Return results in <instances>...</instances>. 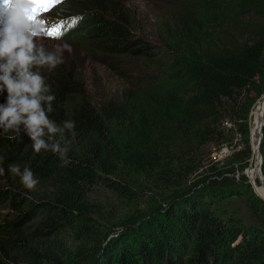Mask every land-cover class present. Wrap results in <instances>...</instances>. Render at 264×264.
<instances>
[{"label":"trees","instance_id":"16d2710c","mask_svg":"<svg viewBox=\"0 0 264 264\" xmlns=\"http://www.w3.org/2000/svg\"><path fill=\"white\" fill-rule=\"evenodd\" d=\"M126 1L67 0L60 8L79 11L70 31L81 39L102 38L100 48L140 61L120 95L100 99L62 64L44 74L56 95L50 119L76 124L74 135L66 133L69 162L35 153L23 132L9 140L15 133L0 130L6 157L0 199L14 210L0 221V264H264V225L222 209L221 187L189 192L180 186L209 162H203L204 146L225 140L222 121L240 134L243 159L251 153L249 111L264 94V0H181L163 21L156 46L134 37ZM261 130L264 176V122ZM14 163L31 167L40 181L34 190L23 189L8 171ZM208 169L220 172L213 164ZM227 185L229 194L238 186ZM101 189L124 200L125 217L98 262L78 240L91 223L111 215ZM138 194L141 206L132 208ZM250 197L264 218V201ZM157 200L169 204L166 211L135 224L145 217L143 204ZM178 248L189 253L183 263Z\"/></svg>","mask_w":264,"mask_h":264},{"label":"rangeland","instance_id":"374dc122","mask_svg":"<svg viewBox=\"0 0 264 264\" xmlns=\"http://www.w3.org/2000/svg\"><path fill=\"white\" fill-rule=\"evenodd\" d=\"M66 1L67 0H62L58 6L51 8L49 11L43 12L40 16H38V20L46 22L44 25L45 28L51 27V25L56 23L65 22L66 20H76L77 22V14H79L78 10L69 14L61 12L60 8ZM180 1L181 0H127L124 2L125 10L130 15V22L132 24L131 29L134 37L142 36L155 46L156 44H159L160 34H162L160 27L166 17L171 16V12L175 7V4L180 3ZM79 6L82 7L83 4H79ZM2 13L3 9H1L0 15H2ZM113 15L115 16L114 13ZM73 32L69 31L63 37L59 38L49 37L42 32L37 38V42L43 44L49 50H54L57 47L64 49L63 63L61 64L66 70H74L82 77V80L86 84V88L92 97L100 99L101 96L106 98L120 95L123 89L127 86L126 82H128V76H133L139 67L140 61L138 60V57L132 54L120 53L118 51H106L98 46V44L103 43L102 38L87 35L84 39H81L78 32L76 35ZM89 32L90 30L86 29L84 34H88ZM65 46H67V48H65ZM40 71L44 75L48 73V68H42ZM263 96L264 94L262 97ZM5 99L6 93L0 94V103H3ZM256 100L252 104L248 116V122L251 127V131L249 133L251 148L250 155L246 159H243L246 156L244 153L239 152L242 149V145L239 141L240 134L235 132L236 127L234 125L231 126V122L229 120L222 121L220 122L219 128L223 129L222 136L225 137V140L219 144L215 142H208L204 146L205 159H203V162L207 163L208 160L209 162L204 167H201L199 171H196L192 173V175L185 178L180 186L185 191L189 190V192L197 191L199 188H202L201 186L213 188L221 187V192L217 193L219 198V202L217 203L221 205V208L223 209L228 207L234 214L244 218V221L248 224L260 226L264 225V218L261 217L260 210H253V200L250 197L251 193H253L264 201V194L260 193V188L262 187L264 179H262L261 176L255 177L252 175V172L257 165V152L252 143V132L256 122L261 120L260 113H262H259L257 110L255 120L253 121V119H251V112ZM263 100L264 97L259 101L258 109ZM227 122L229 124H227ZM223 147L225 148V151L220 153L221 148ZM210 157H212V160ZM244 162H247L248 165L241 168L240 163L243 164ZM210 164H213L214 167L220 170V172H209L208 168ZM137 177L142 180V183L144 182L143 180H145V178L143 179V177H140L139 174ZM197 179H201V181L198 182ZM19 184H22L21 181H19ZM227 184L238 185L235 189L230 190L231 192H234L233 194H229V192L224 189L225 187H228ZM1 185L2 184L0 183V186ZM22 188L25 189L24 186H22ZM139 188H141V186L137 187L135 190L138 193H141V189ZM98 195L103 200L105 206V203H107L112 208L110 212L111 215L101 219L105 223H102L101 221L91 223L88 227L87 234L82 235L83 240H78V242L81 247L80 249L85 248L89 253H91V260L93 256L94 258L96 257L99 262V259H101V250L106 244V241L111 236L114 237L116 235V231H120L124 225L122 222L125 217V202L123 199L118 198L117 195L103 189L99 191ZM187 195L188 193L184 192L183 198H186ZM139 196L140 194H138V197L131 204L132 208L141 206L139 203L142 202L143 199ZM158 203H161L160 207H158ZM147 204L148 205L143 204L142 206L143 209L147 210L145 217H139L135 224L156 217L155 213H163L169 205L163 201L158 202V200ZM156 210L159 211L155 212ZM229 210H227V212ZM13 212L14 210L8 206L7 200L1 197L0 221L4 218V216H11L10 214ZM110 220L111 222L115 221V224H109ZM117 220L118 223L116 224ZM135 224H132L131 226H134ZM107 230H109V233L105 235V231ZM190 248L191 247H189V250ZM188 254L189 253L184 254L181 248H178L176 256H179L180 262L183 263L186 257L189 256Z\"/></svg>","mask_w":264,"mask_h":264},{"label":"clouds","instance_id":"9594fccd","mask_svg":"<svg viewBox=\"0 0 264 264\" xmlns=\"http://www.w3.org/2000/svg\"><path fill=\"white\" fill-rule=\"evenodd\" d=\"M1 1L4 2V19L0 23V94L6 93V99L0 103V130L5 134L15 133L7 135L9 140L23 132L31 140L35 153L51 152L62 163H67L72 142L66 133L74 135L76 124L74 120H65L61 125L50 119L56 95L40 71L55 69L63 63L64 49L49 50L37 42L45 23L28 19L33 7L30 0ZM73 27H68L60 37ZM5 158L0 155V175L5 171L2 167ZM8 171L18 176L28 190H34L40 183L27 165L21 169L19 164H10Z\"/></svg>","mask_w":264,"mask_h":264},{"label":"snow or ice","instance_id":"6c2138e0","mask_svg":"<svg viewBox=\"0 0 264 264\" xmlns=\"http://www.w3.org/2000/svg\"><path fill=\"white\" fill-rule=\"evenodd\" d=\"M62 0H30V3L33 7L30 10V15L28 19L30 21H37V17L40 16L43 12L49 11L56 4L61 3ZM41 22L46 23L43 20ZM76 23V20L69 22H60L51 25V27L44 28L43 33L49 37L59 38L68 27L73 26Z\"/></svg>","mask_w":264,"mask_h":264},{"label":"bare ground","instance_id":"6f19581e","mask_svg":"<svg viewBox=\"0 0 264 264\" xmlns=\"http://www.w3.org/2000/svg\"><path fill=\"white\" fill-rule=\"evenodd\" d=\"M0 19L3 20V17ZM261 98H262V96L256 101V103L253 107V110L251 112V119H253V121L255 120V115L257 113V110L259 113L262 112V113H260L261 120L256 122L255 127H254L253 132H252V143H253L254 149L257 152V165L255 166V169L253 170L252 175L255 177L261 176V178L264 179L261 175L260 168H259L260 154H259V147H258V144H259L258 140L260 137V127H261V122L263 120V113H264V100L262 101V103L260 104L259 109H258V104H259V101L261 100ZM250 131H251V127H250ZM260 189H261L260 193L264 194V181H263L262 187Z\"/></svg>","mask_w":264,"mask_h":264},{"label":"water","instance_id":"95a60500","mask_svg":"<svg viewBox=\"0 0 264 264\" xmlns=\"http://www.w3.org/2000/svg\"><path fill=\"white\" fill-rule=\"evenodd\" d=\"M264 120H262L261 122V127H262V124H263ZM261 127H260V137H259V140H258V147H259V150H260V143H261V137H262V130H261ZM259 154H260V164H259V168H260V172H261V175L262 177L264 178L263 174H262V171H261V162H262V156H261V153L259 151Z\"/></svg>","mask_w":264,"mask_h":264},{"label":"built area","instance_id":"2783aa9c","mask_svg":"<svg viewBox=\"0 0 264 264\" xmlns=\"http://www.w3.org/2000/svg\"><path fill=\"white\" fill-rule=\"evenodd\" d=\"M227 124H229V123L227 122ZM224 151H225V148L223 147V148H221L220 153H222V152H224ZM217 158H218V156H217Z\"/></svg>","mask_w":264,"mask_h":264}]
</instances>
